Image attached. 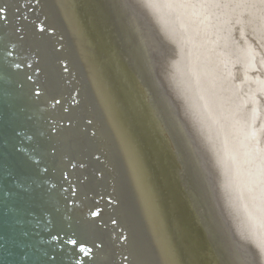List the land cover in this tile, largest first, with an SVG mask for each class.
Instances as JSON below:
<instances>
[{
    "label": "water",
    "instance_id": "obj_1",
    "mask_svg": "<svg viewBox=\"0 0 264 264\" xmlns=\"http://www.w3.org/2000/svg\"><path fill=\"white\" fill-rule=\"evenodd\" d=\"M88 13L0 0V264H189L180 177L167 192Z\"/></svg>",
    "mask_w": 264,
    "mask_h": 264
},
{
    "label": "bare ground",
    "instance_id": "obj_2",
    "mask_svg": "<svg viewBox=\"0 0 264 264\" xmlns=\"http://www.w3.org/2000/svg\"><path fill=\"white\" fill-rule=\"evenodd\" d=\"M78 2L86 18L88 7L91 29L154 159L160 156L161 166L156 163L165 185L167 179L178 183V177L186 185L185 208L199 220L200 241L213 264L221 262L219 252L189 174L195 175V186L202 191L205 187L213 226H221L234 264H247L254 256L264 264V80L253 82L251 68L264 51L258 61L252 51L256 45L243 50L233 41L241 27L239 33L254 32L264 47V0ZM237 63L245 68L239 79L246 86L250 83L248 101L233 80ZM140 80L145 87L149 83L146 101ZM259 100V113L247 116L246 104L257 109ZM259 121L262 128H254ZM166 189L175 194L169 185ZM177 202L172 200L171 206L180 233L185 224H179Z\"/></svg>",
    "mask_w": 264,
    "mask_h": 264
},
{
    "label": "rangeland",
    "instance_id": "obj_3",
    "mask_svg": "<svg viewBox=\"0 0 264 264\" xmlns=\"http://www.w3.org/2000/svg\"><path fill=\"white\" fill-rule=\"evenodd\" d=\"M239 28V27H238ZM241 28V27H240ZM239 28V29H240ZM239 29H236V32L234 33V36H233V41H235L234 42V44L236 45V47L237 48H239V49H243V50H245V48H246V46L245 45H247L248 46V48L249 47H252V46H254V45H256V46H254V50L252 49V51H253V53H254V51L256 52L255 54H256V56H257V60L259 61V57H260V55L263 53V51H264V47H263V45H260V39H258V37L257 36H255L256 34L254 33V32H252L251 33V31H246V33L244 32V31H241L242 32V34L241 33H239L240 32V30ZM244 33V34H243ZM253 34H255V35H253ZM243 42V43H242ZM259 43V44H258ZM253 44V45H252ZM259 45V46H258ZM245 47V48H244ZM260 47H262V48H260ZM260 48V49H259ZM263 49V50H262ZM260 53H259V52ZM135 53V52H134ZM254 54V55H255ZM136 55V54H135ZM262 57L260 58V61L259 62H257L256 61V59L255 60H253V62L255 63H253L252 62V66H251V68H252V70L254 71H252L251 70V68H248L249 70H247L246 71V73H251L250 71H252V81L253 82H259L260 80H264V53L261 55ZM257 63H256V62ZM136 62H137V65L139 64L138 62V59L136 60ZM140 65V64H139ZM243 63H241V66H240V64H238L237 63V65L236 66H234V68H233V80H234V83L236 84V85H238V88H239V90H240V93H241V96L242 97H244V98H246L247 97V101L249 100V98L250 97H248L249 96V93H250V90L247 88L248 87V85L250 84H248L247 86L244 84V82H242L243 81V78L240 80L239 79V75H241L240 73H243V70H245V68H243ZM256 65V66H255ZM259 66V67H258ZM255 69V70H254ZM140 71L142 72V70H141V67H140ZM257 74V75H256ZM249 76H251V74H249ZM144 78H145V81H147V79H146V77L144 76ZM257 78V79H256ZM259 78H261L260 80H258ZM256 80V81H255ZM251 81V82H252ZM148 82V81H147ZM148 86H146V89L150 92V90H149V83L147 84ZM244 87V88H243ZM245 88H247V89H245ZM150 96V98H151V103H152V105L154 106V108L156 109V106H155V103H154V101H153V99H152V96L151 95H149ZM248 103V102H247ZM261 103H263L262 102V100H259V102H258V104H257V109H255V107H252L251 106V104H246V107H244V113L247 115V116H249L250 114H255L256 112H258L261 108L260 107H262V104ZM157 110V109H156ZM256 110V111H255ZM258 110V111H257ZM158 111V110H157ZM254 111V112H253ZM250 113V114H249ZM259 113V112H258ZM158 114H159V112H158ZM160 116V115H159ZM251 116V115H250ZM260 122V123H259ZM259 122H257L256 123V125H255V127L254 128H257V129H260V127L262 128V125H263V122H261V121H259ZM259 124H260V126H259ZM263 133H264V131H263ZM263 136V138H261L262 139V142H263V146H264V134H262ZM171 140H172V138H171ZM173 142V143H172ZM172 142H171V144H172V146H173V148H175V151L178 153V156H179V158L182 160V156H181V154H180V151H179V147L178 146H175L174 147V145H176V143L172 140ZM177 149V150H176ZM182 162H183V160H182ZM185 165V164H184ZM186 167V166H185ZM186 169H187V167H186ZM189 172V171H188ZM193 176H194V178H195V175L193 174V175H191L190 176V174H189V178L191 179V181H192V184H193V187H194V189L196 190V196H197V201H198V204H199V206H200V212H201V214H202V217H203V219L207 222L206 223V225H207V227H209L210 229L208 230L209 231V235H210V238L214 241V243H215V245H216V248H217V251L219 252V256H220V261L221 262H219L218 264H234V259L232 258V256L229 254V256H230V259H229V256H228V254H227V252H226V250H225V241L223 240V238H222V236H221V226H220V228H219V225H216V227H217V230L215 229V227L213 226V222H212V220H211V217H210V212H209V210H208V207H207V194H206V191H205V187L203 188V191L199 188V187H197V186H195V184H194V182H193ZM173 177H174V175H173ZM199 180H201L200 182L202 183L203 181H202V178L201 177H199ZM177 185H179V183H176V186ZM198 185V184H197ZM180 186H181V191H182V189L186 186L185 184L183 185V183H182V180L180 179ZM184 186V187H183ZM183 187V188H182ZM185 189V188H184ZM193 189V190H194ZM182 195H183V192H182ZM214 198H216V196L214 197ZM183 199H186V194H184L183 195ZM206 200V202H205V200ZM179 200H181L180 198H179ZM216 202V201H215ZM186 207V206H185ZM207 207V208H206ZM186 210L188 211V212H181L183 215H179L178 214V217H180V219L182 218V221H183V223L185 224L184 225V231H183V229H182V231H183V233H184V235L186 236V239H187V243L189 244V246H190V248L186 245H184V248H185V253H186V257H187V259H188V261H189V264H205V262H204V258H203V255H205V257H208V259H207V261H208V263L209 264H213V257H212V254L209 252V251H206L205 249H204V245H203V243H201V239H200V237H201V233H200V222H199V220H197L194 216H193V214L191 213V211L189 210V208L187 209L186 208ZM181 211V210H180ZM185 213H188L189 215H190V217H191V219L193 220V222L191 223L190 222V220H188L187 218H186V214ZM186 220H188L187 222H186ZM217 220H219V218H217ZM220 230V231H219ZM218 232V233H217ZM220 235V238H219V235ZM197 239H199V241H197ZM217 239V240H216ZM188 240H189V242H188ZM221 240V241H220ZM217 241H218V243H217ZM230 247H231V245H230ZM195 251V252H194ZM232 252H233V250H232ZM229 253V252H228ZM189 255H192V257H193V262L190 260V257H189ZM227 256V257H226ZM211 259V260H210Z\"/></svg>",
    "mask_w": 264,
    "mask_h": 264
},
{
    "label": "snow or ice",
    "instance_id": "obj_4",
    "mask_svg": "<svg viewBox=\"0 0 264 264\" xmlns=\"http://www.w3.org/2000/svg\"><path fill=\"white\" fill-rule=\"evenodd\" d=\"M247 264H259L258 259L254 256L252 260L248 261Z\"/></svg>",
    "mask_w": 264,
    "mask_h": 264
}]
</instances>
